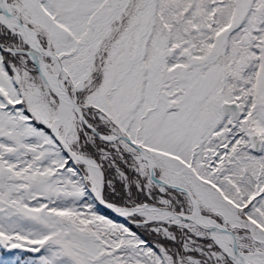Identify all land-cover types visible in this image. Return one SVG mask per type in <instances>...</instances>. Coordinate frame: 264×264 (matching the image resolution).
<instances>
[{
    "label": "snow or ice",
    "instance_id": "snow-or-ice-1",
    "mask_svg": "<svg viewBox=\"0 0 264 264\" xmlns=\"http://www.w3.org/2000/svg\"><path fill=\"white\" fill-rule=\"evenodd\" d=\"M0 264H264V0H0Z\"/></svg>",
    "mask_w": 264,
    "mask_h": 264
}]
</instances>
